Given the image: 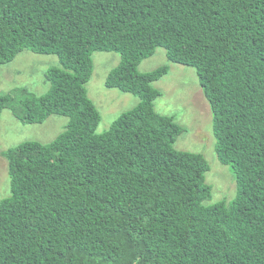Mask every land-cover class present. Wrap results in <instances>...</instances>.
I'll list each match as a JSON object with an SVG mask.
<instances>
[{
    "label": "trees",
    "instance_id": "1",
    "mask_svg": "<svg viewBox=\"0 0 264 264\" xmlns=\"http://www.w3.org/2000/svg\"><path fill=\"white\" fill-rule=\"evenodd\" d=\"M159 47L197 70L230 203H209L206 156L176 149L186 129L156 109L170 67H139ZM25 49L62 67L41 96L0 95V119L69 123L2 152L0 264H264V0H0V66ZM96 51L121 55L106 86L141 100L103 134L87 90Z\"/></svg>",
    "mask_w": 264,
    "mask_h": 264
},
{
    "label": "rangeland",
    "instance_id": "2",
    "mask_svg": "<svg viewBox=\"0 0 264 264\" xmlns=\"http://www.w3.org/2000/svg\"><path fill=\"white\" fill-rule=\"evenodd\" d=\"M93 59L94 72L87 90L102 115L97 133L103 134L124 112L135 108L141 100L132 93L106 86L109 73L121 62L119 53L96 51ZM163 65H169L170 70L154 83L161 91L156 100V109L162 114L175 116L186 129L178 137L176 149L206 156L211 166L206 175L207 183L213 188L210 204L234 201L238 195L235 174L232 167L223 164L217 154L214 117L196 68L170 61L166 49L159 47L153 56L141 63L139 70L146 73ZM52 67H62L58 56L25 49L13 61L0 66V95L13 93L17 98L22 95V89L38 96L47 93L51 84L46 79V72ZM68 123V117L56 114L43 123H24L11 109L3 111L0 119V201L11 195L9 165L2 152L26 141L51 143L65 131Z\"/></svg>",
    "mask_w": 264,
    "mask_h": 264
}]
</instances>
